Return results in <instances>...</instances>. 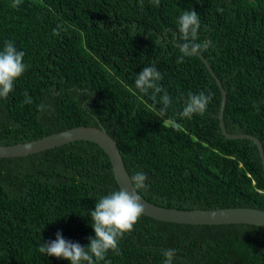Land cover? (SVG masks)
<instances>
[{"label":"trees","instance_id":"16d2710c","mask_svg":"<svg viewBox=\"0 0 264 264\" xmlns=\"http://www.w3.org/2000/svg\"><path fill=\"white\" fill-rule=\"evenodd\" d=\"M0 0V50L12 41L25 73L0 98V145L79 125L102 126L139 193L165 207L264 210V170L255 142L226 138L219 127L221 91L200 56L177 63L178 17L199 14L202 51L226 91L228 132L256 136L264 150V0ZM146 66L172 103L134 88ZM129 88L133 91H129ZM32 103L27 104L25 93ZM211 94L204 115L181 118L188 94ZM89 99V100H88ZM47 107L43 113L38 105ZM133 164V165H132ZM197 175V176H196ZM106 153L75 140L26 155L0 157V264H70L39 252L59 232L86 247L96 201L118 189ZM264 264V227L191 224L143 214L98 264Z\"/></svg>","mask_w":264,"mask_h":264},{"label":"clouds","instance_id":"9594fccd","mask_svg":"<svg viewBox=\"0 0 264 264\" xmlns=\"http://www.w3.org/2000/svg\"><path fill=\"white\" fill-rule=\"evenodd\" d=\"M153 3L159 5V0H153ZM18 4L19 0H14L13 6ZM199 27V14L192 9L183 11L178 17L177 28L181 55L177 57V63H183L186 57L197 55L210 47L208 41H199ZM24 56L25 53L18 51L12 41H5L2 50H0V98H6L13 91L15 81L27 70L28 65L24 63ZM161 79L162 74L155 66H146L136 75L134 88L145 95L151 90L153 101L156 100L157 94L163 92L159 101L162 107L159 111L161 115H164L172 101L167 92L157 83ZM129 91H133V89L129 88ZM211 99V94L189 93L183 109L179 113L180 117L191 119L193 115H204ZM24 103H32L27 92ZM46 107L44 103H41L38 105V111L43 113ZM147 180V174L137 171L129 177L132 191L119 187L96 201L94 210L88 213L95 235L88 238L89 244L86 247L65 240L57 232L54 241L40 245L39 252L57 259L67 260L70 264H98L99 261H105L109 251L119 254L120 239L134 230V225L145 213V206L138 193L141 190H147L149 187L146 183ZM175 253V249L162 250L165 258L163 264H172Z\"/></svg>","mask_w":264,"mask_h":264},{"label":"water","instance_id":"95a60500","mask_svg":"<svg viewBox=\"0 0 264 264\" xmlns=\"http://www.w3.org/2000/svg\"><path fill=\"white\" fill-rule=\"evenodd\" d=\"M198 55L215 78L221 91L218 119L222 135L231 139L247 138L255 142L264 170V150L261 141L256 136L249 133H232L227 131L224 122L226 91L222 86L221 80L212 71L211 66L208 64L207 59L203 56L202 52L198 53ZM75 140L92 141L101 147L109 158L117 185L120 188H126L127 190L132 191L129 182L130 175L124 165V161L117 147V142L102 126L79 125L58 132H53L33 140L0 145V157L26 155ZM138 194L141 197V202L145 206L144 214L156 219L191 224L251 223L264 227V210L262 209L241 206L215 209H181L160 206L147 200L140 193Z\"/></svg>","mask_w":264,"mask_h":264},{"label":"bare ground","instance_id":"6f19581e","mask_svg":"<svg viewBox=\"0 0 264 264\" xmlns=\"http://www.w3.org/2000/svg\"><path fill=\"white\" fill-rule=\"evenodd\" d=\"M89 100V99H88ZM250 133V132H249ZM246 139V138H245ZM133 165V164H132ZM197 176V175H196Z\"/></svg>","mask_w":264,"mask_h":264}]
</instances>
